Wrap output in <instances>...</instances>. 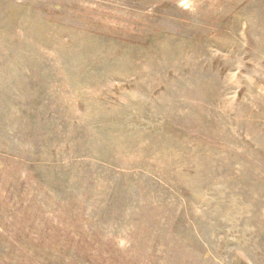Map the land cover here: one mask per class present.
<instances>
[{
	"label": "rangeland",
	"instance_id": "rangeland-1",
	"mask_svg": "<svg viewBox=\"0 0 264 264\" xmlns=\"http://www.w3.org/2000/svg\"><path fill=\"white\" fill-rule=\"evenodd\" d=\"M0 264H264V0H0Z\"/></svg>",
	"mask_w": 264,
	"mask_h": 264
}]
</instances>
